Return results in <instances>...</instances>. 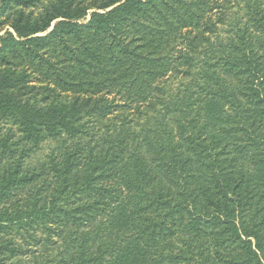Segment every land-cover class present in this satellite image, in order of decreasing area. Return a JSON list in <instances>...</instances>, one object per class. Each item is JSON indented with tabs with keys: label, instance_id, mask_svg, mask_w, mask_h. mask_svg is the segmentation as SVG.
<instances>
[{
	"label": "trees",
	"instance_id": "obj_1",
	"mask_svg": "<svg viewBox=\"0 0 264 264\" xmlns=\"http://www.w3.org/2000/svg\"><path fill=\"white\" fill-rule=\"evenodd\" d=\"M38 1L0 0V18L16 10L0 116L20 132L0 134V240L54 246L45 264H264V2L53 0L25 13ZM234 8L245 20H227ZM47 138V165L24 171ZM7 239L0 264L29 251Z\"/></svg>",
	"mask_w": 264,
	"mask_h": 264
},
{
	"label": "rangeland",
	"instance_id": "obj_2",
	"mask_svg": "<svg viewBox=\"0 0 264 264\" xmlns=\"http://www.w3.org/2000/svg\"><path fill=\"white\" fill-rule=\"evenodd\" d=\"M75 2H78L80 0H74ZM264 2V0H262ZM49 2H53V0H39L36 5L37 7L35 8H24L25 9V13H28V11H34L36 14H41L43 12V6L47 5ZM91 0L86 1L84 4H90ZM16 10L10 11L8 13V17L2 16L0 18V38L5 37L9 32L13 33L12 29L10 28V22L13 18V13ZM94 10L90 9L87 11V15H86V19L85 22L89 20V14L91 12H93ZM231 15L227 17H230V19L232 17L235 18H241L242 20H245L243 18H245V14L243 10H240L239 8H234L231 10ZM229 19V21H230ZM59 20L62 19H57L55 21L52 22L51 27L48 29L47 32H50L53 29V26L55 25V23ZM81 22V21H80ZM220 28V35L221 32L227 30L228 26H227V22L225 21V23L223 25H219ZM222 36V35H221ZM31 86H35L37 89H45L46 86L43 83H38L36 81V79H31L30 84ZM24 92V91H23ZM35 93V92H34ZM38 93H40L41 95H47L50 99L48 102V104H53L54 101L58 100V94L59 93H49L47 91H39ZM33 94V93H32ZM62 97L64 98V94H60ZM19 98L21 97V95L18 93ZM34 96V94H33ZM26 97H21L22 103L25 101ZM42 97L37 96L36 99L40 100ZM69 98V97H68ZM67 98V101H68ZM116 99V104H122L123 102L121 100L118 99V97L115 98ZM33 100H35V98H33ZM32 100V102H33ZM42 103H45V100L41 101ZM89 106V105H88ZM121 112H123V110L119 109ZM132 116H134V112L130 115H128L129 118H132ZM0 134H4V136H6L7 138H11V141L14 142L15 139H17V137H19L20 132L18 130L17 125L13 124L10 120V118H6V117H2L0 116ZM23 143L27 144L26 140H22ZM138 149L139 147H141V149L144 147L145 145V136L142 134H140V138L138 140ZM55 148H56V142L53 139L47 138L45 141H40L38 146H36L34 149L31 150V152L29 153L28 157L24 159L23 162V168L24 171L27 172H32L35 170H41L43 166L47 165V162L49 161V157L52 156V154L55 153ZM14 148H12L13 150ZM10 163V160H3L0 162V168L4 167L5 165H8ZM16 187V186H15ZM14 187V188H15ZM14 190V189H13ZM16 191V190H15ZM14 192V191H13ZM22 194V193H21ZM22 200V199H21ZM3 203L0 202V209H2ZM10 211V210H9ZM11 212V211H10ZM105 228L103 227L104 232L102 233L103 235L107 236L108 238H110V236L108 234V229L111 228L110 225L108 224H104ZM115 231H117L118 229L116 227H114ZM120 231H122V228L119 229ZM118 232V231H117ZM125 232V233H124ZM15 234V235H14ZM119 234V232H118ZM121 235L125 236L128 235L127 231H123L121 232ZM4 239L0 240V246L4 245V240L7 239L10 242L8 244H12V246H19L22 248V250H29L28 252H21L20 250L18 252H13L14 250L9 249V251L4 252L3 256L4 264H14L16 261H25L26 264H45L47 261L46 260H50L53 259L57 256V250L54 249V246H50L48 247L47 250H45L44 252H42V254L37 250L36 246L31 245V246H26L25 238L23 239L22 237H19L17 235V233L15 231L12 232V236L7 237L6 235L3 237ZM53 240H56V238H53ZM1 242L3 244H1ZM12 248V247H11ZM31 250V251H30ZM36 257V258H35ZM17 263V262H16ZM15 263V264H16ZM48 264V263H47Z\"/></svg>",
	"mask_w": 264,
	"mask_h": 264
}]
</instances>
